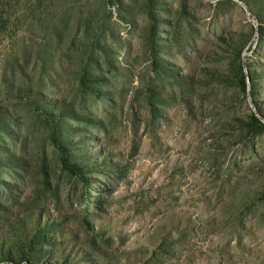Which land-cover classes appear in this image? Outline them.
<instances>
[{
    "label": "rangeland",
    "instance_id": "obj_1",
    "mask_svg": "<svg viewBox=\"0 0 264 264\" xmlns=\"http://www.w3.org/2000/svg\"><path fill=\"white\" fill-rule=\"evenodd\" d=\"M22 8L0 38V264H264V0ZM35 226L20 260L8 233Z\"/></svg>",
    "mask_w": 264,
    "mask_h": 264
},
{
    "label": "trees",
    "instance_id": "obj_2",
    "mask_svg": "<svg viewBox=\"0 0 264 264\" xmlns=\"http://www.w3.org/2000/svg\"><path fill=\"white\" fill-rule=\"evenodd\" d=\"M30 0H0V38L8 32L11 27H13L12 34L14 35L17 30V25L24 21L26 15V9L23 11L22 3H29ZM255 81L251 78V82ZM242 86L245 89V79L242 76ZM252 94V93H251ZM255 123L259 121L253 117L252 118ZM54 144L56 148L61 152L60 162L62 167L72 173L73 176L80 178L81 180H86L84 177L82 170L79 166L73 165L69 162V155L67 150L60 146L57 141L54 139ZM38 224V223H37ZM35 232L31 235L23 234L17 235L16 232H9L12 239H17V246L15 248V253L17 254L20 260H27V262H33L36 257L40 256V250L38 247L42 245L41 240H47L44 236H39L37 232V226H35ZM12 233V234H11ZM63 261V260H62ZM58 261H55L51 264H58ZM64 264V263H61Z\"/></svg>",
    "mask_w": 264,
    "mask_h": 264
}]
</instances>
